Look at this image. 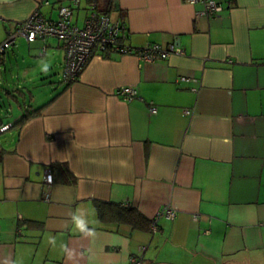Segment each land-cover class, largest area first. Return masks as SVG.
Returning a JSON list of instances; mask_svg holds the SVG:
<instances>
[{
  "label": "crops",
  "instance_id": "crops-1",
  "mask_svg": "<svg viewBox=\"0 0 264 264\" xmlns=\"http://www.w3.org/2000/svg\"><path fill=\"white\" fill-rule=\"evenodd\" d=\"M91 1L73 11L78 26ZM216 2L206 18L188 0H113L125 45L184 56L94 53L72 84L55 38H19L0 56V126L13 124L0 133V264H127L139 246L143 264H264V0ZM68 4L0 0V43L36 8L54 19ZM54 71L42 94L22 91ZM120 87L138 97L122 101ZM97 203L175 217L152 234L102 221Z\"/></svg>",
  "mask_w": 264,
  "mask_h": 264
},
{
  "label": "built area",
  "instance_id": "built-area-1",
  "mask_svg": "<svg viewBox=\"0 0 264 264\" xmlns=\"http://www.w3.org/2000/svg\"><path fill=\"white\" fill-rule=\"evenodd\" d=\"M81 0H69L68 5L58 8L57 17L47 18L40 15L36 8L29 17L18 22L13 31H10L4 41L0 43V56L15 46L17 39L23 38L27 42L44 40L46 38L57 39L63 48L64 59L60 80L65 84L76 82L85 68L90 57L94 53L105 55L108 52H115L119 55H134L145 63H154L158 60H166L171 56H184L185 51L174 43L166 46L156 43L147 44L141 48H133L125 45L126 27L120 19H112L109 15L98 10L97 3H89L88 13L82 26H78L72 21L73 11L78 9ZM191 4L200 3L203 9L196 13V17H215L222 8L216 0H188ZM48 5V2L42 3ZM45 47H42V53ZM189 80L181 77L179 81ZM116 95L124 102H130L138 97V92L132 87H120L116 90ZM148 111L155 114L157 107L149 103ZM10 124L0 127V133L8 130ZM44 183H52V173L48 169L45 171ZM46 195V199H47ZM160 217L173 219L175 212L168 206L159 211L150 225V232L154 234L157 226L156 222ZM144 246L137 248L138 256L133 255L127 264H143L142 254Z\"/></svg>",
  "mask_w": 264,
  "mask_h": 264
},
{
  "label": "trees",
  "instance_id": "trees-1",
  "mask_svg": "<svg viewBox=\"0 0 264 264\" xmlns=\"http://www.w3.org/2000/svg\"><path fill=\"white\" fill-rule=\"evenodd\" d=\"M103 4V8L99 9L98 7V10L101 11V13L108 15V12L113 8V0H105ZM23 111V116L18 122L26 120L32 114L28 108L24 107ZM11 126H13V124H11ZM11 126L9 128H11ZM54 167L55 166H52V168ZM52 168H49V170L51 171L53 177ZM95 208L99 218L102 221L129 225L134 230L149 231L150 225L152 223V221L145 219L136 209L133 208L122 207L110 203H97Z\"/></svg>",
  "mask_w": 264,
  "mask_h": 264
},
{
  "label": "rangeland",
  "instance_id": "rangeland-1",
  "mask_svg": "<svg viewBox=\"0 0 264 264\" xmlns=\"http://www.w3.org/2000/svg\"><path fill=\"white\" fill-rule=\"evenodd\" d=\"M56 80H57V75L55 74V71H54V73H52L49 77H47V79L45 81L41 80V79L34 80L31 83V87L26 86L24 89H22V91L25 94H26V91H30V92H33V94L39 95V94L43 93V91L46 89V86H49L51 84L50 83L51 81L56 82ZM42 83H44L45 86H43ZM3 89L9 90V91L12 90L11 88H6V87H3ZM8 104H9V102H7V99L4 96H1L0 97V108L1 107L2 108H8ZM10 104L13 108L16 107L15 104L14 105H12V103H10ZM11 120H12V118H11Z\"/></svg>",
  "mask_w": 264,
  "mask_h": 264
}]
</instances>
